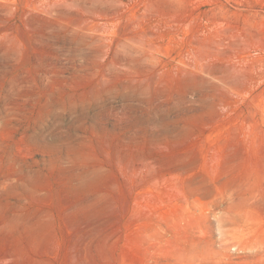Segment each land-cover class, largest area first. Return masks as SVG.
<instances>
[{
    "label": "rangeland",
    "instance_id": "obj_1",
    "mask_svg": "<svg viewBox=\"0 0 264 264\" xmlns=\"http://www.w3.org/2000/svg\"><path fill=\"white\" fill-rule=\"evenodd\" d=\"M0 264H264V0H0Z\"/></svg>",
    "mask_w": 264,
    "mask_h": 264
}]
</instances>
